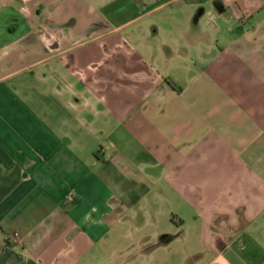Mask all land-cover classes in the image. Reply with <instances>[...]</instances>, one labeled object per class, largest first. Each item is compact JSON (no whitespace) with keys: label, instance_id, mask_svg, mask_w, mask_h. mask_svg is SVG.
<instances>
[{"label":"crops","instance_id":"crops-1","mask_svg":"<svg viewBox=\"0 0 264 264\" xmlns=\"http://www.w3.org/2000/svg\"><path fill=\"white\" fill-rule=\"evenodd\" d=\"M0 264H264V0H0Z\"/></svg>","mask_w":264,"mask_h":264},{"label":"rangeland","instance_id":"rangeland-1","mask_svg":"<svg viewBox=\"0 0 264 264\" xmlns=\"http://www.w3.org/2000/svg\"><path fill=\"white\" fill-rule=\"evenodd\" d=\"M117 36H119L120 38H122V36H123V34H117ZM116 35H115V37H117ZM114 37V36H113ZM115 37H114V39H115Z\"/></svg>","mask_w":264,"mask_h":264}]
</instances>
